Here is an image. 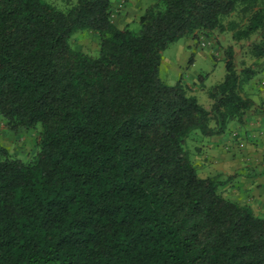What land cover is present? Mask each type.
I'll use <instances>...</instances> for the list:
<instances>
[{"label": "trees", "instance_id": "trees-1", "mask_svg": "<svg viewBox=\"0 0 264 264\" xmlns=\"http://www.w3.org/2000/svg\"><path fill=\"white\" fill-rule=\"evenodd\" d=\"M237 11L233 38L256 35L264 58V0H155L138 31L113 21L112 0H0V119L39 128L29 161L0 146V264H264V217L186 147L264 114L243 94L255 72L226 47L210 110L160 77L172 43L224 33ZM82 32L96 55L71 46Z\"/></svg>", "mask_w": 264, "mask_h": 264}, {"label": "rangeland", "instance_id": "rangeland-1", "mask_svg": "<svg viewBox=\"0 0 264 264\" xmlns=\"http://www.w3.org/2000/svg\"><path fill=\"white\" fill-rule=\"evenodd\" d=\"M58 8L64 9L76 0H50ZM113 1V21L121 26H128L133 31L140 28L138 18L144 12L146 7L155 0H112ZM248 16L233 12L223 19V23L228 28L221 33L216 31L210 37H203L198 40H192L189 46H185V39L172 43L163 53L162 64L160 67V77L169 84L176 83L182 79L191 95L197 97L199 103L206 109L210 110L213 100L209 97L208 90L223 80L226 74L224 50L228 46L234 49V62L238 72H243L248 66H252L259 61L252 53V42L257 39L252 35L250 39L235 40L233 38L234 29H242L247 25ZM98 36L91 32H82L73 36L70 40L71 46L83 51L89 55H96L98 51ZM206 43L203 45V43ZM251 68V67H250ZM257 69V68H256ZM264 73V72H263ZM199 76L204 77L199 81ZM188 82V83H187ZM189 84V85H188ZM243 88V94L245 93ZM195 93V94H194ZM264 107L263 104L259 105ZM39 128L22 129L14 132L8 128L5 121L0 119V146L8 149L10 154L22 161H29L37 151V132ZM233 128H231L232 130ZM238 130L232 131L239 150H226L231 156L243 154L246 150L245 142L250 141L241 138L237 133ZM203 138L199 132L191 135L186 143L191 159L197 164L198 156L203 149ZM241 138V139H240ZM241 142L243 146H241ZM244 147V148H243Z\"/></svg>", "mask_w": 264, "mask_h": 264}, {"label": "crops", "instance_id": "crops-1", "mask_svg": "<svg viewBox=\"0 0 264 264\" xmlns=\"http://www.w3.org/2000/svg\"><path fill=\"white\" fill-rule=\"evenodd\" d=\"M185 40V46L192 42L190 39ZM250 67L255 73L252 79L244 83L243 88L257 105L264 106V58ZM235 129L250 144L245 142L243 154L232 157L226 150H239L233 136L236 133L232 132ZM202 145L203 149L195 164L199 175L204 178L220 176L224 182L222 190L225 196L250 206L255 214L264 217V114L250 117L243 126L233 122L227 133L204 137Z\"/></svg>", "mask_w": 264, "mask_h": 264}, {"label": "built area", "instance_id": "built-area-1", "mask_svg": "<svg viewBox=\"0 0 264 264\" xmlns=\"http://www.w3.org/2000/svg\"><path fill=\"white\" fill-rule=\"evenodd\" d=\"M206 43L204 42L203 45H205ZM241 146H243V143L241 142Z\"/></svg>", "mask_w": 264, "mask_h": 264}]
</instances>
